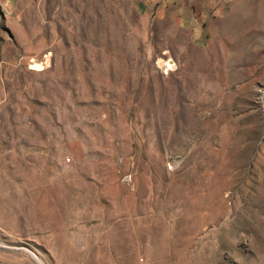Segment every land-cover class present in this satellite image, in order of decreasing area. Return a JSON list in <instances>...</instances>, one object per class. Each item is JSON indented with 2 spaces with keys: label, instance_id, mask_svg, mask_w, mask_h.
<instances>
[{
  "label": "rangeland",
  "instance_id": "obj_1",
  "mask_svg": "<svg viewBox=\"0 0 264 264\" xmlns=\"http://www.w3.org/2000/svg\"><path fill=\"white\" fill-rule=\"evenodd\" d=\"M28 252L264 264V0H0V264Z\"/></svg>",
  "mask_w": 264,
  "mask_h": 264
},
{
  "label": "water",
  "instance_id": "obj_2",
  "mask_svg": "<svg viewBox=\"0 0 264 264\" xmlns=\"http://www.w3.org/2000/svg\"><path fill=\"white\" fill-rule=\"evenodd\" d=\"M165 65H166V67H167L168 69H173V68H174V64H173V62H172L171 59H167V60L165 61ZM28 254L30 255V257L34 260V262H35L36 264H42L34 254L29 253V252H28Z\"/></svg>",
  "mask_w": 264,
  "mask_h": 264
}]
</instances>
